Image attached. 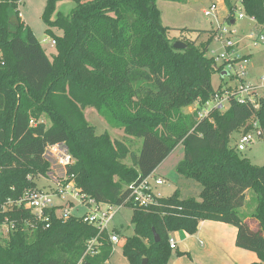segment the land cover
Here are the masks:
<instances>
[{
  "label": "trees",
  "instance_id": "trees-1",
  "mask_svg": "<svg viewBox=\"0 0 264 264\" xmlns=\"http://www.w3.org/2000/svg\"><path fill=\"white\" fill-rule=\"evenodd\" d=\"M157 1L47 0L42 19L57 51L50 59L22 20L21 0H0V230L8 228L0 234V264H79L96 238L97 254L82 264H109V232L84 217L64 219L55 207L40 221L30 210L9 206L38 189L36 179L51 171L47 151L56 145H65L75 160L65 184L73 182L98 204L133 211L134 235L123 248L129 264H170V234L195 235L204 221L235 227L236 247L255 253L259 262L253 264H264V166L231 148L235 133L247 134L256 123L264 132V98L258 109L231 99L227 111L214 110L202 121L186 114L227 84H212L214 75L224 73L207 56L217 31L183 29L172 41ZM240 1L243 12L264 26V0ZM60 2H73L74 8L56 13ZM224 4L234 21L236 6ZM205 33L209 41L199 44ZM177 42L187 49H174ZM88 108L126 136L142 139L140 152L108 133L97 135L86 119ZM181 144L184 158L176 171L200 185L199 198L182 199L177 191L136 207L131 188ZM129 156L131 166L124 163ZM248 192L256 195L255 208L245 217Z\"/></svg>",
  "mask_w": 264,
  "mask_h": 264
},
{
  "label": "rangeland",
  "instance_id": "rangeland-1",
  "mask_svg": "<svg viewBox=\"0 0 264 264\" xmlns=\"http://www.w3.org/2000/svg\"><path fill=\"white\" fill-rule=\"evenodd\" d=\"M86 1V0H85ZM47 0H21L20 12L22 20L27 26L33 31L37 39L41 42L43 49L49 58H52V54H56V48L51 46L52 39L46 35L47 26L45 25L42 15L46 8ZM232 6H236L237 14L243 12L241 1L240 0H230ZM158 9L161 13L162 23L165 27L170 28L169 38L173 41H177L180 38V30L189 29L195 31H213L218 25H225L223 28H229L230 31H234L240 38L233 37L232 42L238 46H235L234 49L229 50L230 54L232 53L236 56L253 55L249 56L250 65L248 68V76L246 78L247 82L259 84L264 79V47L256 46L253 40L249 38L253 35L256 36L260 32L259 26L255 23L250 22L249 18H246L243 21L235 20L234 26H231V19L228 12V7L221 0H181V2H169L164 0L157 1ZM216 7V17L206 18L204 12L211 7ZM74 8L73 2H60L57 4V12H62L68 14ZM235 14V17L236 15ZM56 14L53 16L55 18ZM238 16V15H237ZM230 26V27H228ZM58 36L62 35V32L55 30ZM195 37V36H193ZM192 37V38H193ZM210 33H205L199 40V44L206 43L209 41ZM226 53L224 47V41L221 39H215L207 53L209 58H218L221 54ZM232 57V56H231ZM218 67L222 66L226 70L227 62H217ZM229 86L234 85L233 81L230 80V77H226ZM212 84L215 89H218L222 85V79L220 74H216L212 78ZM264 96V91L260 92ZM194 104L186 108L184 112L186 114H192ZM230 108L229 105L225 106L224 111H227ZM85 116L90 125L96 128L97 135H102L108 133L110 137L125 143L131 152L139 153L142 147V139H134L129 136H126L124 131L114 129L102 118L95 109L88 108L85 110ZM47 127H50V123L45 121ZM241 137V133H235L232 136L231 148H235L236 143ZM241 157L250 158L253 163L257 166H264V140H258L252 147H250L245 152L240 153ZM184 158V146L179 145L175 151L161 164L156 173L157 177H160L164 180L165 184L158 189L159 194L164 197H170L174 192L179 193L182 199L188 198H199L201 193V187L199 184L187 180L184 177H181L177 171V165ZM48 161L51 164V171L46 177H39L36 179V184L39 190L45 191L47 193H52L54 191V182L63 181L64 170L57 160L48 157ZM126 165L131 166L132 161L129 156L124 162ZM256 195L253 192H248L246 194V204L241 210V213L246 217L250 216L254 211ZM58 203V201H55ZM59 204V203H58ZM69 208H72V216L77 218H82V216L87 212L84 207H81L73 199H69ZM59 216H62V210L57 211ZM133 211L129 208H123L115 217L114 221L110 226V230L113 233L117 234L120 237V242L117 245H114L111 257L109 259V264H129L127 259L124 256V244L126 238L132 237L134 235L133 226L131 223ZM249 217L250 227H255V222ZM228 225V224H226ZM233 230H236L235 227L228 225ZM113 227L116 230H113ZM199 231V228H198ZM183 232V231H180ZM8 228L4 226L0 230L2 236L7 235ZM176 233L170 234V239L173 240L178 246L176 251L172 252L170 264H195L193 255L189 252L182 250V246L178 245V237ZM198 233V232H197ZM184 234L188 235L184 232ZM196 235V234H195ZM191 236V235H189ZM194 236V235H192ZM204 243V242H203ZM188 245L192 246L193 249L195 245L199 248H204L201 246V240L190 241ZM235 248L236 245L234 244ZM184 255L179 256L178 253ZM255 254V253H254ZM196 255V254H195ZM256 255V254H255ZM257 256V255H256ZM258 258V257H257ZM198 258H196L197 260ZM221 257L215 255L209 260H201L200 263L205 262V264H217L216 261H219ZM198 261V260H197Z\"/></svg>",
  "mask_w": 264,
  "mask_h": 264
},
{
  "label": "built area",
  "instance_id": "built-area-1",
  "mask_svg": "<svg viewBox=\"0 0 264 264\" xmlns=\"http://www.w3.org/2000/svg\"><path fill=\"white\" fill-rule=\"evenodd\" d=\"M21 4V3H20ZM216 7L213 6L204 12L206 18L216 17ZM237 14V13H236ZM238 15V16H237ZM234 18L235 20L243 21L246 18L250 19V22L257 24L254 18L248 17L244 12H240ZM258 25V24H257ZM259 26V25H258ZM230 27V26H228ZM260 32L256 36H251L249 39L253 40L256 46L264 47V26H259ZM240 38L236 32L230 31L229 28L218 27L216 39L224 41V47L226 53L221 54L215 60L223 63L227 62L226 70L227 77L233 81L232 86L228 83L224 87L223 91L215 94L211 100L205 104L196 102L194 104L193 112L196 114L197 119L202 121L207 119L214 110L225 112V106H230V100L234 99L237 102L243 104L248 103L255 106L258 109L260 99L264 98L260 92L264 91V79L259 84H254L246 81L248 76V68L250 65L249 56H236L230 54L229 50L235 48L232 42V38ZM51 44L55 46V41L52 40ZM232 56V57H231ZM264 140V132L256 123L253 130L247 134L241 135L238 142L236 143V150L239 153L245 152L252 147L258 140ZM52 157L57 160L64 170L63 181L54 182V191L47 193L42 190H33L27 193L18 202H9V206L23 207L30 210L38 220L45 221L46 211L55 207H60L62 210V216L64 219H68L72 216V208H69V199L76 201L81 207H84L87 212L82 216L85 222L95 226L101 232L108 231L110 234V241L113 245H117L120 242V237L110 230V226L114 221L116 215L124 208L123 206L111 207L104 204H98L94 200L83 196L75 187L73 182L65 184L67 181L66 170L68 167L75 164V160L69 154L65 145H56L50 147L47 151L46 157ZM165 184L164 180L157 177L154 174L147 177L137 186L131 188L129 199L133 202L136 207L147 208L155 204L156 198H162L156 195V191ZM55 201H58L56 203ZM170 246L173 250L176 249V244L173 240L169 241ZM99 246L98 238L91 240L88 243L87 252L84 256H94L97 254L96 247ZM83 258V259H84ZM83 259L79 264H82Z\"/></svg>",
  "mask_w": 264,
  "mask_h": 264
},
{
  "label": "crops",
  "instance_id": "crops-1",
  "mask_svg": "<svg viewBox=\"0 0 264 264\" xmlns=\"http://www.w3.org/2000/svg\"><path fill=\"white\" fill-rule=\"evenodd\" d=\"M221 1L224 2V0ZM219 26L224 27L225 25L220 24L218 27ZM231 26H234L233 21L231 22ZM218 27L213 29V31H217ZM51 46L55 48V46L52 44ZM56 55L57 51L56 54H52V57ZM242 56H244V54ZM226 77L227 76H225V79L221 78L222 85L224 83H228ZM248 159L252 162L250 158ZM157 171L158 169L156 170L155 175ZM156 195L162 197L158 190L156 191ZM256 228L257 224L255 223V227L252 229L256 230ZM113 230H116V228L113 227ZM176 235L177 237L179 236L178 245L182 246L183 251L187 253L190 252L193 255V259L196 262L195 264H205V262L200 263L199 261L209 260L211 257L215 258V255H219L221 257L219 261H216L217 264H253L259 262L257 256L254 253L239 249L237 247L235 248L234 244L236 245L237 229L233 230L226 224L204 221L199 224V231L196 235L189 236L184 234V232H178ZM195 240H201V246L204 247L205 244V247L199 248L197 245H195L196 249H193L192 246L188 245L190 241ZM177 249L178 246H176L174 251ZM196 258H198V261ZM187 264L191 263L187 262Z\"/></svg>",
  "mask_w": 264,
  "mask_h": 264
},
{
  "label": "water",
  "instance_id": "water-1",
  "mask_svg": "<svg viewBox=\"0 0 264 264\" xmlns=\"http://www.w3.org/2000/svg\"><path fill=\"white\" fill-rule=\"evenodd\" d=\"M233 24H234V21H233ZM174 49L176 50H186L187 49V46L181 42H177L175 45H174ZM227 76V72H224L221 74V78ZM155 238H156V242H159L160 239L159 237L157 236V234H155ZM147 261L145 260L144 263H146Z\"/></svg>",
  "mask_w": 264,
  "mask_h": 264
}]
</instances>
